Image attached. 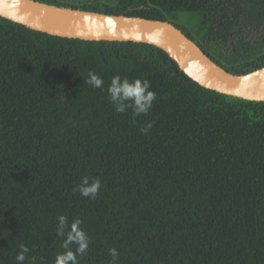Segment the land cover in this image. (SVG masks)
<instances>
[{
	"label": "trees",
	"instance_id": "1",
	"mask_svg": "<svg viewBox=\"0 0 264 264\" xmlns=\"http://www.w3.org/2000/svg\"><path fill=\"white\" fill-rule=\"evenodd\" d=\"M36 1L168 21L233 74L264 65V0ZM90 70L105 89L147 79L150 111L115 112ZM84 176L101 181L95 199L73 191ZM58 215L90 237L79 264H112L110 248L115 264H264V100L205 88L148 43L0 16V264L20 244L53 264Z\"/></svg>",
	"mask_w": 264,
	"mask_h": 264
},
{
	"label": "water",
	"instance_id": "2",
	"mask_svg": "<svg viewBox=\"0 0 264 264\" xmlns=\"http://www.w3.org/2000/svg\"><path fill=\"white\" fill-rule=\"evenodd\" d=\"M0 16L34 30L84 40L144 42L163 50L199 85L248 100H264V65L233 74L168 21L115 15L36 0H0Z\"/></svg>",
	"mask_w": 264,
	"mask_h": 264
},
{
	"label": "clouds",
	"instance_id": "3",
	"mask_svg": "<svg viewBox=\"0 0 264 264\" xmlns=\"http://www.w3.org/2000/svg\"><path fill=\"white\" fill-rule=\"evenodd\" d=\"M93 88L106 90L109 102L113 105L115 112L127 113L131 110L133 122L135 118L146 115L156 99L155 91L151 90L150 82L147 79L134 78L129 80L127 77H121L119 74L113 75L107 88H104V81L94 71L88 72V79L85 81ZM153 127L151 121L146 122L140 131L147 134ZM101 187L99 178L84 176L80 183L73 189L79 192L82 197L95 199ZM82 220L80 218L69 219L67 215H58L55 234L57 237H63L61 247L62 252L56 254L53 264H79L78 257L85 254L91 243L87 232L81 227ZM75 245V247H73ZM19 250L15 256L17 264H25V260H30V264H37L35 256L29 257V247L24 244L18 246ZM109 255L112 257V264L118 258L116 248H110ZM43 260V258H40Z\"/></svg>",
	"mask_w": 264,
	"mask_h": 264
}]
</instances>
